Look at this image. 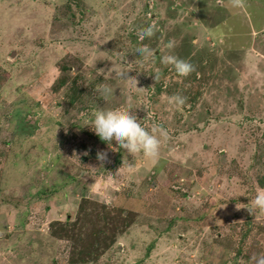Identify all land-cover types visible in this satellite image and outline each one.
Here are the masks:
<instances>
[{
	"label": "rangeland",
	"instance_id": "obj_1",
	"mask_svg": "<svg viewBox=\"0 0 264 264\" xmlns=\"http://www.w3.org/2000/svg\"><path fill=\"white\" fill-rule=\"evenodd\" d=\"M97 108L166 129L158 158L109 148ZM261 188L264 0H0V264H251Z\"/></svg>",
	"mask_w": 264,
	"mask_h": 264
},
{
	"label": "clouds",
	"instance_id": "obj_2",
	"mask_svg": "<svg viewBox=\"0 0 264 264\" xmlns=\"http://www.w3.org/2000/svg\"><path fill=\"white\" fill-rule=\"evenodd\" d=\"M155 25L150 24L147 27L140 29L137 32L138 40H144L145 37H151L154 33ZM167 48L174 47L173 42L167 43ZM136 54L141 56L144 60L150 59L153 55V50L147 46H141L137 48ZM161 63L170 65L174 72L180 76H187L194 71L193 64L183 58L178 57L175 54H164L160 58ZM128 69V68H127ZM121 69L119 75L122 77L130 78L134 83L136 80L133 77L127 76ZM154 80L159 78V73L154 74ZM112 90L105 87L104 92L110 93ZM186 98L180 94H173L168 98L170 104L177 107L182 106L185 103ZM88 126L95 133V135L103 142H105L109 148L113 147V141L118 149H123L129 154L142 153L145 157L155 160L159 155V148L162 138L166 139L168 132L166 129L159 125H154L150 130L142 126L140 119L137 118L134 112H130L129 109H104L97 108ZM158 132V134H157ZM97 158L105 160L107 153L104 150L97 152ZM248 212L253 210L264 212V188L258 189L251 200V206ZM251 264H264V253H260L251 257Z\"/></svg>",
	"mask_w": 264,
	"mask_h": 264
},
{
	"label": "trees",
	"instance_id": "obj_3",
	"mask_svg": "<svg viewBox=\"0 0 264 264\" xmlns=\"http://www.w3.org/2000/svg\"><path fill=\"white\" fill-rule=\"evenodd\" d=\"M103 230H105V229H103ZM105 231H102V233H104Z\"/></svg>",
	"mask_w": 264,
	"mask_h": 264
}]
</instances>
